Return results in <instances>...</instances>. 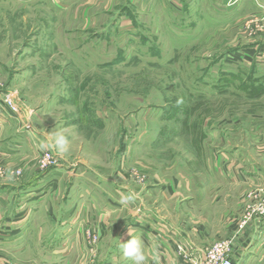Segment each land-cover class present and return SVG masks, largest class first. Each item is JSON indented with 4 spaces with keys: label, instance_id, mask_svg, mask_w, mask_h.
I'll use <instances>...</instances> for the list:
<instances>
[{
    "label": "rangeland",
    "instance_id": "1",
    "mask_svg": "<svg viewBox=\"0 0 264 264\" xmlns=\"http://www.w3.org/2000/svg\"><path fill=\"white\" fill-rule=\"evenodd\" d=\"M184 201L212 244L264 218V0H0V264H129L135 217L173 235ZM254 238L236 264H264Z\"/></svg>",
    "mask_w": 264,
    "mask_h": 264
},
{
    "label": "crops",
    "instance_id": "2",
    "mask_svg": "<svg viewBox=\"0 0 264 264\" xmlns=\"http://www.w3.org/2000/svg\"><path fill=\"white\" fill-rule=\"evenodd\" d=\"M163 191L175 192L177 194L176 190H172L169 187L164 188ZM34 199L36 201L37 198L35 197ZM184 202L185 206H182L183 211L181 214L183 217L182 221L179 222L178 226H174V224L171 223L170 220V223L172 224L170 225L171 232H173V235L171 234L172 236L170 234L166 235L165 232H161L158 234V236H155V233L153 232L156 231H154L153 229V231L150 233L152 237L148 235L146 236L147 240L143 241L145 246V253L147 256V264H195L199 262L198 259L201 261L204 258L206 249L209 248L213 242H216L214 239L216 238V235L217 233H219V231L213 230V223L211 221H208L206 217H196L194 214H192V210L194 209L193 205L196 204L195 201L188 203H186V201ZM164 207L166 208L165 204ZM188 211H191V215L189 218H187L190 214V212L188 213ZM20 212L21 213L19 215H14V220H9V223H7L12 226V228H8L6 230V234L3 235L8 242L12 239L17 238V235H20L24 224L27 223V219H25L27 218L26 215L22 214V211ZM115 213L117 212L115 211ZM110 214L111 213L105 215L102 212L99 214L100 222L102 226H104L102 234H104V232H106L107 234V231H109L108 228L110 227V222L108 220V217L110 216ZM143 216H146V219L148 218L150 220H153L154 222L157 221L158 218L155 211H147L146 215L141 213V216L138 217L134 216L136 218V221L135 224H132L133 226L130 228L132 231L140 227L139 225L141 223V220H144ZM161 217L169 219V213L162 212ZM240 220L241 218L240 216H238L236 218V222H233L234 225H230L229 229L231 233L227 236L229 237L228 239L232 240V249L234 252L232 258L234 259V261H237V253H239L240 250L245 253L248 248H251L254 251H259L262 248L261 244L255 246L257 243V239H255L254 237L255 233L264 226L263 216L261 217V219L252 220V222H250L246 229L243 231L239 230ZM226 222L228 225V215ZM148 229L152 230V227L149 226ZM128 233L129 234H127L126 232L124 234V236L121 238L122 240L120 243H125L127 241L128 236H130V230L128 231ZM136 236L139 238L141 237L138 235ZM173 242H175L176 245ZM5 245L7 246V244ZM13 245L14 244H8L7 247H9L10 250L11 248H13V250L15 251L16 249H19V253H22L25 250L24 247L18 248L16 246L13 247ZM186 256L188 258H186ZM154 257L156 259H153ZM188 259H190V263L188 262ZM129 264H133V261L131 260Z\"/></svg>",
    "mask_w": 264,
    "mask_h": 264
},
{
    "label": "built area",
    "instance_id": "3",
    "mask_svg": "<svg viewBox=\"0 0 264 264\" xmlns=\"http://www.w3.org/2000/svg\"><path fill=\"white\" fill-rule=\"evenodd\" d=\"M4 109L11 114H18L19 107L14 103L11 97H6L4 100ZM259 209V214H264V201ZM255 210L248 212L240 220L239 230L243 231L246 229L248 224L252 222ZM232 249V240H224L222 242H217L212 244L206 251L204 258L199 262V264H236L234 259L229 255Z\"/></svg>",
    "mask_w": 264,
    "mask_h": 264
},
{
    "label": "clouds",
    "instance_id": "4",
    "mask_svg": "<svg viewBox=\"0 0 264 264\" xmlns=\"http://www.w3.org/2000/svg\"><path fill=\"white\" fill-rule=\"evenodd\" d=\"M49 143L47 147L54 149L59 155H63L69 150V141L62 132H54L49 136ZM45 145H41L44 147ZM132 199V196H128L122 199L121 203H127ZM130 235L132 238L126 243H121L122 254L125 258H129L133 261V264H147V256L145 253L144 242L141 238L132 234L130 229ZM153 259H156L155 257Z\"/></svg>",
    "mask_w": 264,
    "mask_h": 264
}]
</instances>
